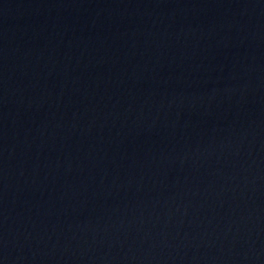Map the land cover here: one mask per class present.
<instances>
[{"label":"water","instance_id":"95a60500","mask_svg":"<svg viewBox=\"0 0 264 264\" xmlns=\"http://www.w3.org/2000/svg\"><path fill=\"white\" fill-rule=\"evenodd\" d=\"M0 264H264V0H0Z\"/></svg>","mask_w":264,"mask_h":264}]
</instances>
